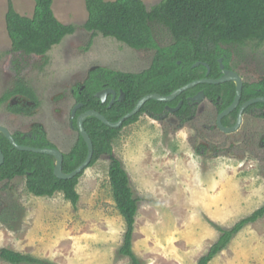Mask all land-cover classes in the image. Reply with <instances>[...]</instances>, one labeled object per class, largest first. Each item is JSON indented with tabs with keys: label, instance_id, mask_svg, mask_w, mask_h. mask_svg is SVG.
Listing matches in <instances>:
<instances>
[{
	"label": "rangeland",
	"instance_id": "374dc122",
	"mask_svg": "<svg viewBox=\"0 0 264 264\" xmlns=\"http://www.w3.org/2000/svg\"><path fill=\"white\" fill-rule=\"evenodd\" d=\"M0 0V125L11 133L41 126L63 153L77 139L71 126L74 90L95 66L126 72L149 67L154 49L137 50L110 36L90 37L84 0H53L56 18L72 24L44 56L12 49ZM148 8L161 0H142ZM31 16L34 0H12ZM159 46L170 44L169 30L158 23ZM229 62L243 79L264 77V42L226 45ZM35 92L39 106L30 115L11 112L9 104L30 106L19 95L3 99L16 78ZM245 113L240 126L224 132L215 126L216 111L208 99L196 114L180 122L173 113L154 118L147 113L122 128L113 143L129 176L138 209L132 251L138 264H196L218 239L264 202V118ZM110 154L88 165L78 178L74 205L58 191L35 196L25 177L0 181V248L52 264H133L120 252L126 229L109 182ZM0 264H13L0 260ZM28 264V263H20ZM208 264H264V217L244 226Z\"/></svg>",
	"mask_w": 264,
	"mask_h": 264
},
{
	"label": "trees",
	"instance_id": "16d2710c",
	"mask_svg": "<svg viewBox=\"0 0 264 264\" xmlns=\"http://www.w3.org/2000/svg\"><path fill=\"white\" fill-rule=\"evenodd\" d=\"M84 3L87 19L83 27L90 32V37L99 33L114 37L134 49H154L155 52L149 67L140 72H126L103 66L91 68L87 78L73 93L75 103L80 104L72 118L75 129L76 118L83 111L95 109L108 120L117 121L147 93L166 95L195 79L218 78L222 75L220 58L224 68L234 69L229 62L230 52L226 45L244 44L248 41H255L259 45L264 42V0H161L151 8L142 0H84ZM52 5L53 0H34L33 12L28 16L19 13L12 0L7 1L4 20L13 50L44 56L65 36L74 33L75 26L60 22ZM155 23L169 30L173 39L170 44H157L153 34ZM196 62L200 64L193 66ZM203 63L209 66L208 73ZM104 88H112L118 95L122 91L124 97L121 100L115 99L109 106L110 96L104 102L96 96ZM200 89L215 104L218 112L230 105L235 96L233 81L199 83L183 91L172 101H146L138 113L125 119L117 128L104 124L97 117L88 116L83 125L93 144L89 166L103 154L111 155L113 143L120 136L122 128L137 121L144 113L162 118L169 114L165 106H173L180 99L182 104L174 115L180 118V122L190 119L196 112L197 103L188 97ZM14 95L25 96L32 105L9 104L11 112L30 115L39 106L35 92L21 77L15 79L2 98L8 99ZM257 96H264V77L254 82H243L240 102ZM246 110L254 114L264 113V103H253ZM226 118L222 120L223 124H228ZM13 136L19 144L55 147L39 125L33 126L28 133H13ZM0 148L4 155L0 164V181L17 176L25 177L26 188L33 195L52 196L60 191L72 204L77 203L79 194L76 186L82 172L72 178H58L54 174L55 158L52 155L18 150L2 133ZM86 155L87 145L78 132L70 150L63 155V172L75 169ZM108 176L115 204L126 225L120 252L129 256L133 264H138L132 251L138 199L134 196L122 161L112 155ZM261 217H264V202L232 227L221 229L218 239L196 264H208L244 226ZM0 260L13 264H52L8 248H0Z\"/></svg>",
	"mask_w": 264,
	"mask_h": 264
},
{
	"label": "water",
	"instance_id": "95a60500",
	"mask_svg": "<svg viewBox=\"0 0 264 264\" xmlns=\"http://www.w3.org/2000/svg\"><path fill=\"white\" fill-rule=\"evenodd\" d=\"M199 64H200L199 62H196L193 64V66H197ZM203 64L207 67L208 72H209V66L206 63H203ZM220 66H221L222 75L218 78L203 77L200 79H195V80L175 89L174 91H172L171 93L166 94V95H162V94L157 93V92L147 93V94L143 95L141 98H139L137 100L134 107L130 111L125 113L123 116H121L117 121L108 120L102 113H100L99 111H97L95 109H89V110L81 112L76 118V127H77L79 134L82 136V138L84 139V141L87 145V155H86L85 159L75 169H73L72 171L67 172V173L63 172V170H62L63 152L61 150H59L58 148H56V147H34V146H30V145H25V144H19L18 142H16L15 138L13 137V135L9 131V129H7L3 125H0V133H2L9 140L11 145L14 146L18 150L32 151V152H37V153H46V154L52 155L55 158L54 174L58 178L68 179V178H72V177L76 176L77 174L81 173L89 165L91 158H92V155H93L92 140H91L89 134L87 133V131L85 130L84 125H83L84 120L88 116L97 117L104 124H106L110 127L117 128V127H120L122 125V123L125 119L130 118L131 116L138 113V111L141 109V107L144 105V103L150 99H155V100L162 101V102H169V101L174 100L183 91L194 87L196 84H199V83L219 84V83H223V82H227V81H233L235 83V96H234L232 103L229 106H227L226 108H224L217 115L216 121H217L218 127L222 131L233 132L240 126V124L242 122V115H243L245 108L248 107L249 105L253 104V103H256V102H263L264 103V96L253 97V98H250L247 101L243 102L239 106L237 119H236L235 124L232 126L224 125L222 123V118L224 116H226L228 113H230L232 110H234L239 105L241 94H242L243 79L235 70L224 68V65L222 63V59H220ZM109 93H112V95H113L112 99L110 101V104H109V105H111L115 99V96H116V91L114 89L105 88L103 90L98 91L96 93V96L99 97L103 101V100H105L106 96ZM123 97H124V93L121 92L119 99H122ZM204 98H205L204 92L201 90L196 95L192 96L191 100L200 102ZM79 106H80V104L74 105L72 112H71L72 117L75 116L76 110L79 108ZM178 107H179V104L176 107H173V108L167 107V108L169 109L170 112H173V111H176L178 109ZM3 159H4V155H3L1 148H0V164L3 162Z\"/></svg>",
	"mask_w": 264,
	"mask_h": 264
},
{
	"label": "flooded vegetation",
	"instance_id": "af4514ba",
	"mask_svg": "<svg viewBox=\"0 0 264 264\" xmlns=\"http://www.w3.org/2000/svg\"><path fill=\"white\" fill-rule=\"evenodd\" d=\"M220 59H221V58H220ZM220 59H219V60H220ZM231 70H232V69H231ZM207 72H208V70H207ZM243 82H244V81H243ZM234 84H235V83H234ZM80 86H81V85H80ZM104 89H105V88H104ZM101 90H103V89H101ZM199 91H201V89H200V90H197L193 95L189 96L188 98L191 100V97L194 96V95H196ZM202 91H203V90H202ZM121 92H122V91L119 92V95L116 93L115 99L121 100V99H119V97H120V95H121ZM203 92H204V91H203ZM204 95H205V93H204ZM14 96H19V95H14ZM14 96H13V97H14ZM109 96H110V99H109V104H110V101H111L112 96H113L112 93H109V94L106 96L105 100H103V102L106 101V100L108 99ZM24 97H25V96H24ZM115 99H114V100H115ZM204 99H208V98L206 97V95H205V98H204ZM240 99H241V98H240ZM28 100H29V99H28ZM208 100H209V99H208ZM29 101H30V100H29ZM209 101H210V102L212 103V105L214 106L215 111H216V113H217V115H218L221 111L218 112V111H217V108H216V106H215V104H214L211 100H209ZM246 101H247V100H246ZM30 102H31V101H30ZM113 102H114V101H113ZM113 102H112V103H113ZM194 102L197 103V107H198L199 102H197V101H194ZM244 102H245V101H244ZM180 103L182 104V101H180V99H179L175 105H173V106L166 105L165 107H166V109L169 111V109H168L167 107H171V108H173V107H176V106L179 104V107H178V109H179V108H180V105H181ZM231 103H232V102H231ZM242 103H243V102H239V105H238L234 110H232L230 113H228L226 116H224V117L222 118V120H223L225 117H227V118H226V121H227L228 124H224V125H226V126H232V125L235 124L236 119H237L238 109H239V106H240ZM11 104H12V103H11ZM78 104H79V103H78ZM75 105H76V103H75ZM251 105H252V104H251ZM109 106H110V105H109ZM228 106H229V105H228ZM249 106H250V105H249ZM249 106H248V107H249ZM79 107H80V106H79ZM248 107L245 108V110H244V112H243V115H244L245 113H248L247 110H246ZM225 108H226V107H225ZM72 109H73V108H72ZM178 109H177V110H178ZM177 110H176V111H177ZM235 110H236V111H235ZM176 111H173V112H170V111H169V113H173V114H174ZM233 111H235V116L232 115ZM71 112H72V111H71ZM196 112H197V109H196ZM196 112H195V114H196ZM195 114H194V115H195ZM251 114H252L253 116H257V117H263V115H264V113H259V112H257V114H254V113H251ZM194 115H193V116H194ZM217 115H216V119H215V126H216L218 129H220V128L218 127V125H217V121H216V120H217ZM243 115H242V120H243ZM193 116H192V117H193ZM164 117H165V116H164ZM72 118H73V117L71 116V126L74 128ZM162 118H163V117H162ZM263 118H264V117H263ZM178 119L180 120V118H178ZM222 123H223V122H222ZM220 130H221V129H220ZM76 131L78 132L77 129H76ZM221 131H222V130H221ZM18 133H19V132H18ZM21 133H22V132H21ZM227 133H228V132H227ZM12 135H13V133H12ZM13 137H14V136H13ZM53 144H54V143H53ZM25 145H27V144H25ZM54 145H55V144H54ZM55 147H56V146H55ZM56 148H57V147H56ZM59 150H60V149H59ZM63 155H64V153H63Z\"/></svg>",
	"mask_w": 264,
	"mask_h": 264
}]
</instances>
